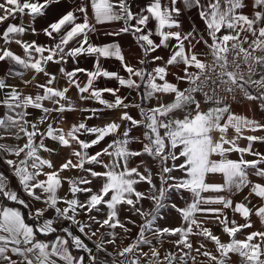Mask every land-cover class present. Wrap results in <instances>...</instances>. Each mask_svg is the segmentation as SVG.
<instances>
[{"label": "snow or ice", "instance_id": "1", "mask_svg": "<svg viewBox=\"0 0 264 264\" xmlns=\"http://www.w3.org/2000/svg\"><path fill=\"white\" fill-rule=\"evenodd\" d=\"M64 2L0 0V23L17 16L42 17L51 8L59 10ZM182 3L188 10H198L207 38L203 34L197 38L195 33L199 29L195 27L183 34L172 31L181 28L178 0H169L168 5L162 0H151L139 13H133L127 0H82L74 9L61 12L58 19L43 29L44 34L55 42L51 47L16 38L27 31L22 25L8 23L0 31V40L5 45L14 42L24 52L22 57L8 47L0 49V62L8 61L13 65L6 75L22 78L26 71L34 72L31 80L22 81L25 86L31 84L37 75L43 74L46 78L44 83L35 85L37 91L34 94H26L0 77V93L3 94L0 108L4 109L0 114V129L3 130L0 141L8 138L23 141L0 143V163L8 169L5 173L0 167V264H141L142 257L146 258V264H186L193 248L189 236L193 234L215 244L218 255L201 251L205 248L203 243L196 248L198 254L214 264H230V254L233 253L244 264H264V231L249 232L243 240L236 238L242 229L253 226L249 220L253 213L264 223V203L254 208L245 203L233 206V201L223 195H202L225 191L238 193L248 188L249 195L264 201V183L249 178L251 169V175L264 179V154L253 152L251 147V142L264 141V137H244L249 141L248 147H240L237 143L244 130H264V124L233 113L228 99L231 95L232 101L238 103L235 93L239 91L249 101H260L261 110H264V55H257L258 52L264 53V0H251L250 14L243 11L249 6L248 0H182ZM89 10L96 24L124 21V27L106 34L131 33L143 53L138 60L140 67L126 61L118 43L96 46L89 42V33L95 31ZM150 21H155V31L145 32L144 27ZM153 35L159 38L158 43ZM173 40L176 43L171 46L166 61L155 55L158 49L168 48ZM72 42L77 46L68 47ZM200 43L206 49L202 53L195 51ZM82 54L97 57L95 70L59 69L68 85L78 90L79 98L95 100L107 109L136 107L140 119L123 111L119 119L129 124L123 129L115 121L92 127L82 121L71 125L67 132L49 122V115L53 112L62 114L76 109L66 95L69 87L53 86L57 76L47 70V65L50 62L59 64L66 57ZM100 58L119 61L127 77L104 69L99 63ZM169 66L180 69V73L171 74L187 87L181 89L167 79ZM17 67L23 71L16 70ZM77 73L86 74L87 81L83 86L77 82ZM256 76L259 78L254 79ZM101 77L115 79L121 87L137 91L142 101H159L161 95H171L173 99L168 103L158 102L147 109L141 104L129 105L125 103V97L117 94L119 89L96 88L95 82ZM104 93L112 94L114 100H105ZM198 94L202 100L197 99ZM46 101L53 107L45 106ZM202 102L208 106L206 110L201 108ZM30 108L39 110L42 115L30 120ZM82 111H91L93 116L97 112L96 109ZM46 122V128L41 130L40 125ZM138 127L144 129L142 139L130 135L132 129ZM230 129L236 133L232 138L228 137ZM85 134L89 139L81 138ZM109 136L114 138L100 151H90ZM46 140L70 149L68 158L58 167L40 154L54 151L47 147ZM133 141L141 143L142 149L132 150ZM232 152L240 153V158H229L228 154ZM245 153L258 158L246 160L243 158ZM145 154L159 162V185L143 161L131 166L132 158ZM105 156L109 157L107 161L103 159ZM94 165L101 166L103 171H96L91 167ZM141 166L143 172L139 170ZM73 169L86 175L61 177L62 172ZM174 172L182 175H173ZM215 174L222 176V183L208 181V177ZM94 180L100 181L96 190L91 187ZM65 182L69 185L68 195L61 197L59 191ZM142 182L150 186L147 193L137 190L136 186ZM180 190L192 193V202L184 208L174 203L166 204L170 193ZM21 192L29 199L25 200ZM79 194H86L85 199L81 200ZM145 200L150 201L147 209L143 206ZM37 203L43 207H36ZM61 204L64 207L61 208ZM212 204L223 207H201ZM123 206H128L133 215L139 216L141 223L137 225L130 218L121 221ZM165 207L177 211L184 226H156ZM229 208L246 222L229 221L224 214V209ZM49 211L54 213L52 217L46 216ZM93 212H105V216L101 219L92 215ZM197 213L218 221L223 232L232 239L228 243L222 242L208 227L202 226L203 222L196 219ZM81 214L87 220H81ZM126 223L138 227L134 242L118 252H109L107 245L116 246L118 234L115 229L120 228L125 234L131 231ZM194 229L198 231L194 232ZM149 233L157 242L166 235L177 236L172 241L177 251L166 252L161 259L159 250L147 236ZM82 237L93 241L95 252ZM143 246L150 248V256L142 251ZM191 259L195 261V257Z\"/></svg>", "mask_w": 264, "mask_h": 264}, {"label": "crops", "instance_id": "2", "mask_svg": "<svg viewBox=\"0 0 264 264\" xmlns=\"http://www.w3.org/2000/svg\"><path fill=\"white\" fill-rule=\"evenodd\" d=\"M82 3V0H65V2L61 5V8L59 10H56L55 8L49 9L46 14L42 17H37L33 19L31 16H17L14 20L9 19L8 21L4 23H0V31L6 28L8 23H15L18 25H22L27 29V31L16 37L21 39L24 42L31 43L35 41L39 45L51 47L54 45V41L47 37L43 29L48 26L49 23L53 22L55 19L59 18V15L61 12L66 11V10H71L74 9L77 5ZM149 3H151V0H127V4L133 11V13H139L141 12ZM162 3L164 5L169 4V0H162ZM248 7H246L243 11L246 14L251 13V0H248ZM178 7L181 9V14L179 15L178 19L181 23V28L180 29H172V31H181V33H185L188 31H192L193 28L195 27L196 29H199L195 33L196 37L198 38L201 34L207 38V34L205 31V26L203 22L199 19L198 16V10L193 9V10H188L184 7L182 0H178ZM2 14V13H0ZM78 17L80 14H77ZM89 18L90 22L94 25L95 31L89 33V42L92 43L93 45L96 46H103L105 44H110V43H118L119 46L121 47L123 54L125 55L126 61L136 67H140L138 64V60L142 57L143 53L141 49L139 48L134 36L131 33H121L119 36H112V35H107L106 33H111L114 31L119 30L120 28L124 27V21H113L110 23H104V24H96L95 20L91 18V12L89 10ZM77 22H80L79 20ZM33 29L35 31H33ZM151 30L152 32L155 31V21H150L147 26L144 27V31L148 32ZM245 35H247L245 33ZM157 43L159 42V38L154 36L152 37ZM58 39V37H57ZM176 42L170 41L169 42V47L168 48H161L158 49L155 55H159L164 57V60L166 61L169 55L171 54L172 51V45H174ZM193 43H195V40H193ZM77 46L75 42H72L69 44L68 47H75ZM8 47L11 51H13L15 54L24 56L23 49L15 44L14 42L9 43L7 45L4 44L2 40H0V49ZM195 51L198 53H202L206 51L203 43L197 44ZM47 53H45L46 55ZM259 55H264V53H259ZM97 63V57L95 55H89V54H82L78 57H66L65 60L62 63L56 64V63H49L47 65V70L57 76V81L53 85L54 87H69V91L66 94L69 99L72 101V103L75 106L74 111H66L64 113H51L49 115V122H53L56 127L63 128L65 132H67L70 128L71 125L73 124H78L79 122H85L88 126H103L107 122H112L115 121L116 123L121 124L122 129L125 127H128L129 124L128 122L121 121L119 119L121 113L123 111H127L132 117L136 119H140V114H139V109L136 107H129L128 109H123V108H118V109H107L104 105L99 104L95 100L92 99H87V100H81L80 93L74 86H69L67 82V78L64 77L59 69L64 68L66 71H71L76 68H83L88 71H93L95 70V65ZM99 63L101 66L108 70V71H115L119 73L123 77H127V74L123 71V68L120 64L119 61L115 60L114 58H100ZM157 63H163V61H158ZM13 67V65L8 62H0V77H4L6 79V83L10 85H16L19 87V89L26 94H34L37 89L35 85L37 83H44L46 78L43 74L37 75L35 80H32L31 84L24 85L22 83L23 80H31L34 72L32 71H26L24 76L22 78L20 77H13V76H7V70ZM151 69V65L149 66V70ZM18 71H23L22 69H19L17 67ZM168 71L170 75L167 77V79L170 82L177 83L178 86L183 89L187 87L186 83L183 82H178L175 79V76L172 75L171 73H180V69L178 67H173L169 66ZM194 71V69H193ZM182 74V73H181ZM259 76L254 77V79H258ZM77 82L81 83V86H83L84 83L87 81V77L85 73H77ZM95 87L96 88H114V89H119V92L117 93L118 95L125 97V103L129 105H134V104H141L145 109L148 107H153L156 106L158 102L160 103H168L171 102L173 97L171 95H161L159 98V101L156 99H153L151 101H142L141 100V95L138 94L137 91L135 90H130L124 87H121L115 79H107V78H98V80L95 82ZM142 91V89H141ZM255 93V91L253 92ZM256 94V93H255ZM2 93H0V98H2ZM84 95H87L85 93ZM103 98L108 101H113L114 97L110 93H104ZM197 99L202 100L201 95H197ZM45 106L47 107H53V105L50 102H44ZM208 106L205 105L203 102L201 103V108L206 110ZM82 109H96L97 112L93 116V113L91 111H82ZM4 111L3 108H0V114H2ZM28 111L31 113V116L29 117L30 120H36L39 116L42 115V113L39 110L36 109H28ZM231 111L235 114L246 116L249 119H254L257 122L264 124V110H261L260 107V101H249L246 100L240 104H234L231 103ZM178 116H182V113H177ZM92 116L91 119H86L87 117ZM226 118V117H225ZM46 124L40 125L41 130L46 128ZM144 129L142 127L138 128H133L130 135L132 137H142ZM3 133V130L0 129V134ZM236 135L235 131L230 129L228 132V137L232 138ZM249 135H255L258 137H264V130H257L255 132L250 131V130H244L242 137L237 140V143L240 147H248L249 141L245 139L244 137H247ZM81 138L83 139H89V137L85 134ZM113 136L106 137L104 141H102L99 145L94 146L90 151L92 153H95L97 151H100L103 147H105L108 143L111 142L113 139ZM0 143H8V144H16V143H23V141L17 142L11 138H8L6 140L0 141ZM46 145L50 149H54L52 153L49 152H41L40 154L46 158L51 160L57 167L66 159L68 158L70 154V149L63 148L61 147L57 142L51 141V140H46L45 141ZM132 150H141L142 145L141 143L137 141H133L130 145ZM251 147L253 152H258L261 154H264V141H253L251 142ZM229 158L237 160L240 158L241 154L237 152H232L229 153ZM243 158L246 160H253L257 159L258 157H255L253 155H250L248 153L243 154ZM73 159H75L73 157ZM105 161L109 159V157L105 156L103 157ZM141 161L144 162V165H146L149 169H151L152 173L154 174V179L157 185H159V162L156 160H153L152 157L148 155H142L139 157H134L131 160V166L135 167L137 165H140ZM170 163V162H169ZM171 163L169 164V166ZM264 166V165H262ZM0 167L3 168L4 172L7 173L8 169L6 165H3L0 163ZM94 167L96 171H103V168L99 165H94L91 166ZM141 172L144 171V167L141 166L139 169ZM45 171H48L47 168H45ZM250 176L249 178L253 180L254 182H260L264 183V179L256 177L255 175H251L252 170H249ZM80 175H86L85 173H81L79 170L73 169V170H66L61 173V177H67V178H76ZM208 181L210 183H222L223 178L219 174L215 175H210L208 177ZM100 181L99 180H94L93 184L91 187L96 190L97 187L99 186ZM144 185V186H142ZM147 183H140L137 185V190L141 192L147 193L149 191V187L147 186ZM68 189L69 185L67 182L63 184V187L59 191V196L65 197L68 195ZM21 195L25 200H28L29 198L27 196H24L23 193L21 192ZM202 195H223L227 198H230L233 201V206L235 203H245L248 207L254 208L255 206H258L264 201H261L259 198L255 197L254 195H249V189L245 188L241 192H222L219 194L216 193H204ZM176 196L174 193H170L168 199L166 200V204L172 203V197ZM179 207L184 208L187 206L188 203L192 202V193L185 191V190H180L179 192ZM86 194H79V198L81 200L85 199ZM245 197H248L247 200H245ZM15 206V205H11ZM36 207H43L42 204L37 203L35 205ZM61 208L64 207L63 204L59 205ZM143 206L145 209L150 207V201H143ZM201 207H213V208H222V205H217V204H212V205H201ZM174 209L171 207H165L164 210H161V216L166 214V211H169L170 214L173 212ZM163 211V212H162ZM224 214L227 215L229 221L235 220L238 224H243L245 223V219L238 213H234L231 208L229 209H224ZM54 213L52 211H49L46 213V216L52 217ZM92 215L98 216L99 218L103 219L105 216V212H100L96 213L93 212ZM181 216V215H180ZM81 220H87V217L84 214H81L79 217ZM126 218H130L132 220H135L137 222V225L141 223V219L137 215H133L129 210L128 206H123L120 210V219L121 221L126 222ZM196 219L203 222L202 226L208 227L212 233L220 238V240L224 243H228L232 238L229 237L226 233L223 232L222 225L212 219L210 216L209 218H205L204 214L197 213L196 214ZM249 220L251 224L253 225L251 228L248 229H242L240 233L237 234L236 238L243 240L245 236L249 232L253 231H264V223H261V220L259 217H257L254 213L249 217ZM158 224L156 223V226L158 227H168V228H176V227H182L184 226V221L181 217L178 225H173L168 223L166 220L161 222V218L158 220ZM29 223H33L32 221H29ZM60 225H57L59 227ZM93 227H98L97 225H93ZM126 227L131 229V231L127 234L123 232L122 229L117 228L115 231L117 232V240H116V246L113 245H107V249L109 252H118L120 248L127 246L128 244L134 242L135 237L137 236L138 233V227L134 226L133 224H128L126 223ZM73 231L75 232V228H73ZM101 231H105V229H101ZM108 231H111V229H108ZM198 230L194 229V232ZM77 235H80L78 232L76 233ZM148 238L152 240V243L155 245V247L159 250L161 259H163V256L166 252L170 251H177L176 247L172 243V241H175L178 237L177 236H164L160 242H157L156 239L153 238V236L149 233L147 234ZM43 238V237H41ZM53 237H49L51 239ZM83 238V237H82ZM84 242L93 249L95 252V246L92 240H88L86 238H83ZM95 238H93L94 240ZM189 240L193 245V248L190 252V256L186 261V264H214V262L209 261L206 257L198 254L196 252V248L200 246L201 243L205 245L204 249H201V251L207 250L212 252L214 255H218L216 252V246L213 242L206 240L203 236L201 235H190ZM162 249V250H161ZM142 251L148 252L150 256V248L148 246H143ZM184 251H188L185 249ZM103 255V254H101ZM191 257H195V261L191 259ZM141 264H146V258H141ZM230 264H244L242 259L237 255V254H230Z\"/></svg>", "mask_w": 264, "mask_h": 264}, {"label": "rangeland", "instance_id": "3", "mask_svg": "<svg viewBox=\"0 0 264 264\" xmlns=\"http://www.w3.org/2000/svg\"><path fill=\"white\" fill-rule=\"evenodd\" d=\"M251 91L254 92L255 90L252 89ZM253 94H255V93H253ZM169 162L171 163V161H169ZM173 175L180 176L182 174L179 173V172H174ZM142 186H144V185H142ZM147 186H149V185H147ZM179 192L180 191H172V193L176 194V196L172 197V203L176 204L178 207H179V196H178ZM162 210H164V209H162ZM163 218H164V220H166L170 224L178 225V223H179V221L181 219V216H180V214L177 211L173 210V212L171 214H170L169 211H166V214H164V216L163 215L161 216V222L163 221ZM156 223L158 224V221H156Z\"/></svg>", "mask_w": 264, "mask_h": 264}, {"label": "built area", "instance_id": "4", "mask_svg": "<svg viewBox=\"0 0 264 264\" xmlns=\"http://www.w3.org/2000/svg\"><path fill=\"white\" fill-rule=\"evenodd\" d=\"M245 47H247V45H245ZM257 55H259V52L257 53ZM194 71H195V70H194ZM245 71H246V69H245ZM220 94H221V95H225V93H223V92H221ZM235 96H236V100L239 101V102H238V103H237V102H233L232 99H231V95H229V97H228V99H229V103L240 104V103H242V102H244V101L247 100V99H245V98L243 97V94L240 93L239 91H237V92L235 93Z\"/></svg>", "mask_w": 264, "mask_h": 264}]
</instances>
